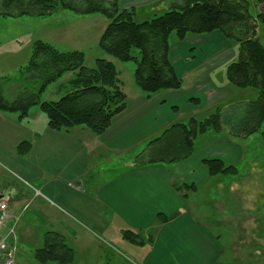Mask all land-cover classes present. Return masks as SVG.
Masks as SVG:
<instances>
[{
  "label": "crops",
  "instance_id": "crops-1",
  "mask_svg": "<svg viewBox=\"0 0 264 264\" xmlns=\"http://www.w3.org/2000/svg\"><path fill=\"white\" fill-rule=\"evenodd\" d=\"M181 1L118 0V6L133 10L136 18H148V15L174 7ZM260 9L264 14V4ZM106 24V20L98 15L79 16V20L72 21L69 27L53 30L54 38H57L53 40L75 48L85 41L97 46ZM49 38L48 44L51 35ZM73 51L85 55L82 49ZM230 55L228 41L218 33L180 42L175 50L169 51L168 57L182 82L183 78H191L190 88L182 86L179 91H162L149 98L140 90H134L132 95L124 92L125 110L112 120L101 136L89 134L83 128L55 132L44 120L25 123L27 117L18 121L17 116L0 115V195L11 214L6 230L16 218L18 223L22 219L28 221L27 212L33 206V215L43 229L39 235L40 244L47 232L59 234L64 241L69 237L77 244L79 240L87 244L88 238L104 235L117 226L112 222L141 235L155 223H160L158 216L161 215L167 221L160 223L152 235L150 247L153 250L148 255V264H215L225 254L220 237L199 227L195 208H190L191 213L184 211L188 197L181 188L192 186L188 190L196 194L209 183L211 177L204 160L218 159L226 166L236 167L242 154L238 148L234 150V146L244 148L241 142L246 139L234 142L226 134L208 135V147L199 150L195 147L194 154L183 162L138 166L133 161L126 167L118 165L107 177L105 168L96 163L98 159L93 165L89 163L94 156L100 158L101 154L112 153L122 157L143 146L139 156L155 139L152 135L177 122L184 113L181 104H185L187 110L197 112L226 98V91L211 82L209 72ZM191 99L198 104L190 106ZM23 143H28L29 148L20 154L18 147ZM222 148L235 152L228 153ZM233 184L230 182L227 187L230 192ZM216 186L220 188L222 183L218 182ZM27 226L36 228L35 225ZM17 229L20 243L33 238L30 229ZM149 257L156 259L150 261ZM31 259L25 258L17 249L14 263Z\"/></svg>",
  "mask_w": 264,
  "mask_h": 264
},
{
  "label": "trees",
  "instance_id": "trees-1",
  "mask_svg": "<svg viewBox=\"0 0 264 264\" xmlns=\"http://www.w3.org/2000/svg\"><path fill=\"white\" fill-rule=\"evenodd\" d=\"M252 2L255 7L264 4V0ZM58 10L105 19L107 24L98 48L119 62L135 64V85L147 98L182 88L168 57V38L172 33L180 42L189 36L218 33L237 44V59L228 65L226 81L238 89L256 90L257 99L226 114L219 109L200 122L190 119L187 124L173 123L148 143L145 152L135 158V165L180 163L194 154L196 138L200 135L226 134L230 138L247 139L264 125V47L256 37V22L264 24V15L251 17L246 0H183L143 22L136 21L133 10L120 9L118 0H4L0 16L43 19ZM84 61L85 55L80 51L60 52L46 42L34 41L30 57L19 71L23 85L14 100L7 101L5 88L16 84V80L0 78V112L14 114L22 121L29 109L36 106L52 131L83 128L96 136L103 135L112 120L125 110L126 95L113 63L96 59L94 68L89 69ZM66 75L71 76L67 80V93L55 102L41 101L48 87ZM190 103L198 104L193 99ZM28 148L29 144L23 143L18 152L24 154ZM203 164L210 177L237 173L235 167L226 166L218 159L204 160ZM192 188L184 186L181 191ZM158 221L163 224L167 218L159 215ZM123 238L133 244H144L142 237L131 231L124 232ZM152 242L153 237L149 236L148 243ZM33 259L37 264H72L74 254L62 236L47 232Z\"/></svg>",
  "mask_w": 264,
  "mask_h": 264
},
{
  "label": "rangeland",
  "instance_id": "rangeland-1",
  "mask_svg": "<svg viewBox=\"0 0 264 264\" xmlns=\"http://www.w3.org/2000/svg\"><path fill=\"white\" fill-rule=\"evenodd\" d=\"M0 0V12L2 3ZM248 3V14L256 18L261 13L260 6L255 7L252 0H246ZM175 6V5H174ZM169 8L162 12L155 13L161 15ZM153 15L140 16L136 21H149ZM264 15V14H263ZM74 20H79V16L69 11L58 10L51 18H35V17H2L0 16V78H10L16 80V84H10L5 88V97L7 101H12L16 97L17 91L23 83L20 81V70L26 65L31 52V45L36 40L49 42L51 35V43L60 52L73 51L74 49H82L85 52L84 66L86 68H94L96 59H105L114 64L121 82V88L127 95H132L134 90H139L134 82L135 64L132 62L122 63L112 57L105 55L94 43L85 41L78 45V48L66 43L59 42L54 38L53 30L65 29L70 26ZM256 37L264 47V24L260 21L256 22ZM198 36H189L186 41H192ZM180 41L172 33L168 38L169 51L172 52L178 47ZM232 55L228 56L224 61L220 62L212 71L209 72L210 80L214 85L223 88L227 96L220 100H216L213 104L200 109L197 112L187 110L185 104L180 107L184 113L176 120V123L187 124L190 119L198 122L208 118L217 110H221L223 114L234 109L246 105L251 101H255L258 92L254 89H238L226 81V69L228 65L237 59V44L233 40L228 41ZM193 52V50H191ZM176 53V52H173ZM133 55L137 56V52L133 51ZM174 62V60H173ZM71 76L66 75L58 82L48 87L42 95L41 101L55 102L58 101L68 91L67 80ZM191 78H183L182 86L190 88ZM63 85L62 89L58 87ZM222 85V86H220ZM19 86V87H18ZM60 90V91H59ZM190 106H194L191 104ZM0 115L16 118L14 114L2 113ZM40 118H39V117ZM38 118V119H37ZM41 120L46 121V117L39 111L36 106H33L28 111V116L24 120L25 123L36 122ZM89 134L88 129H84ZM163 131V130H162ZM161 131L151 137L157 138L161 135ZM264 125L260 131L243 140L241 144L244 148L236 146L234 150H239L242 154L240 160L235 167L237 173L233 175H218L211 177L209 183L199 189L196 194L186 190L188 200L184 211L191 213L190 208H195L196 216L198 217V225L203 229H208L218 237L221 244L224 246L225 254L215 264H264ZM206 136H198L196 138L195 147L197 150L208 147ZM228 138H230L228 136ZM204 139V141H202ZM231 139V138H230ZM234 139V142H237ZM137 149V148H136ZM144 149L140 146L137 150L131 151L129 154L122 157H115L112 153L101 154L100 158L94 156L90 159L92 164L95 159L96 163H101L105 168V177L112 175V171L119 166L126 167L132 163L136 156ZM223 149V148H222ZM228 153H234L232 149H223ZM243 152V153H242ZM237 154V153H236ZM131 161V162H130ZM95 164V163H94ZM93 165V164H92ZM222 183V187L217 188L216 184ZM230 182H234L231 192L227 188ZM32 187V186H30ZM184 192V190H182ZM230 192V193H229ZM33 206L28 210V221L22 219L18 223L19 230L30 229L33 238L20 243L18 229L15 228L16 242L15 248L23 252L25 258H32L31 261L25 260L21 264H37L34 259L35 250L42 247L40 244L42 228L40 222L36 221L35 214L33 215ZM32 215V217L30 216ZM33 220V222H31ZM13 224V223H12ZM10 225V227L12 226ZM114 226L104 235L95 234L96 238L90 237L85 241L79 240V244L74 240L65 238L66 244L73 250L74 261L72 264H148V255L152 253L153 247L148 243V237L152 236L159 227L160 223H155L148 231L143 232L142 237L144 244L137 245L130 243L123 238V233L127 230L120 223H114ZM27 225H35L36 228ZM38 225V226H37ZM119 225V226H118ZM27 226V227H26ZM36 229L35 231H32ZM133 233H137L132 231ZM112 235H114L112 237ZM148 235V237L146 236ZM44 236V235H43ZM42 236L44 241V237ZM32 243L28 244L26 242ZM24 248H23V247ZM39 247V248H38ZM26 249V250H25ZM151 257H149V260ZM156 259L154 257L150 261Z\"/></svg>",
  "mask_w": 264,
  "mask_h": 264
},
{
  "label": "built area",
  "instance_id": "built-area-1",
  "mask_svg": "<svg viewBox=\"0 0 264 264\" xmlns=\"http://www.w3.org/2000/svg\"><path fill=\"white\" fill-rule=\"evenodd\" d=\"M10 218L11 214L7 204L0 202V264H15L17 253L15 228L18 218L14 219L12 226L6 230V223Z\"/></svg>",
  "mask_w": 264,
  "mask_h": 264
},
{
  "label": "water",
  "instance_id": "water-1",
  "mask_svg": "<svg viewBox=\"0 0 264 264\" xmlns=\"http://www.w3.org/2000/svg\"><path fill=\"white\" fill-rule=\"evenodd\" d=\"M3 200H4L3 196L0 195V202L3 201Z\"/></svg>",
  "mask_w": 264,
  "mask_h": 264
}]
</instances>
